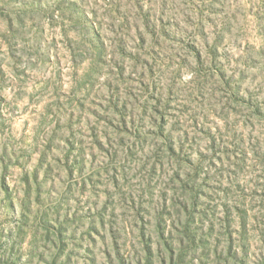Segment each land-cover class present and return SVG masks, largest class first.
<instances>
[{"label":"clouds","instance_id":"1","mask_svg":"<svg viewBox=\"0 0 264 264\" xmlns=\"http://www.w3.org/2000/svg\"><path fill=\"white\" fill-rule=\"evenodd\" d=\"M0 264H264V0H0Z\"/></svg>","mask_w":264,"mask_h":264}]
</instances>
